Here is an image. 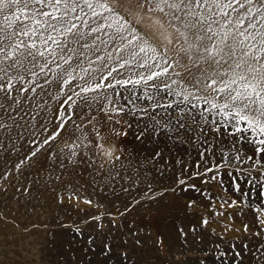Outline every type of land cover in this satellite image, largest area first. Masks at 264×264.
Returning a JSON list of instances; mask_svg holds the SVG:
<instances>
[{
    "label": "rangeland",
    "instance_id": "rangeland-1",
    "mask_svg": "<svg viewBox=\"0 0 264 264\" xmlns=\"http://www.w3.org/2000/svg\"><path fill=\"white\" fill-rule=\"evenodd\" d=\"M117 91L107 112L0 109V264H264V134Z\"/></svg>",
    "mask_w": 264,
    "mask_h": 264
},
{
    "label": "snow or ice",
    "instance_id": "snow-or-ice-1",
    "mask_svg": "<svg viewBox=\"0 0 264 264\" xmlns=\"http://www.w3.org/2000/svg\"><path fill=\"white\" fill-rule=\"evenodd\" d=\"M0 17V109L23 98L35 119L63 95L61 108L107 112L117 89L140 90L155 107H173L165 93L179 113L207 106L264 134V0H0ZM56 115L44 143L73 113ZM77 147L64 143L70 158Z\"/></svg>",
    "mask_w": 264,
    "mask_h": 264
}]
</instances>
